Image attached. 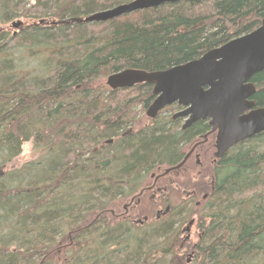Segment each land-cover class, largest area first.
<instances>
[{
  "label": "trees",
  "instance_id": "16d2710c",
  "mask_svg": "<svg viewBox=\"0 0 264 264\" xmlns=\"http://www.w3.org/2000/svg\"><path fill=\"white\" fill-rule=\"evenodd\" d=\"M128 1L0 0V24L29 20L12 33L0 28V264H182L185 252L190 264H264V131L218 159L205 199L133 224L110 211L149 173L179 164L209 126L182 129L166 113L179 110L171 104L137 128L152 85L102 82L121 69L199 58L257 28L264 0H178L82 20ZM252 82L251 98L264 106V70ZM28 141L36 157L8 167ZM161 182L167 201L173 187ZM194 212L202 233L181 243Z\"/></svg>",
  "mask_w": 264,
  "mask_h": 264
},
{
  "label": "water",
  "instance_id": "95a60500",
  "mask_svg": "<svg viewBox=\"0 0 264 264\" xmlns=\"http://www.w3.org/2000/svg\"><path fill=\"white\" fill-rule=\"evenodd\" d=\"M175 1L178 0H130L94 12L82 20L105 21ZM11 26L19 29L23 21L13 20ZM261 70H264V17L254 30L212 48L197 59L164 70L121 69L109 74L105 84L111 89L130 88L143 82L151 84L155 97L145 110L149 118H156L159 111L175 103L183 107L173 115L184 119L181 128L207 120L211 132L215 133L216 160L239 142L264 131V106L254 107L255 101L250 99L256 92L252 76ZM188 155L163 173L179 168ZM189 221L184 228L187 232L194 222L193 219Z\"/></svg>",
  "mask_w": 264,
  "mask_h": 264
},
{
  "label": "rangeland",
  "instance_id": "374dc122",
  "mask_svg": "<svg viewBox=\"0 0 264 264\" xmlns=\"http://www.w3.org/2000/svg\"><path fill=\"white\" fill-rule=\"evenodd\" d=\"M13 20H17V19H13ZM23 20H24V25L25 23L29 22V20L27 19H22V21ZM11 23L12 22L8 24H0V28L12 33L13 31H16L17 29L11 26ZM105 79L106 78L102 79L103 84H105ZM177 111L178 110L176 109H171V110H167L166 113L172 115L173 113ZM138 118H139V121L136 124L137 128L142 127L145 124L149 123V120L151 119L145 115V111L142 115L138 116ZM187 146L188 145L184 146L185 150L187 149ZM21 147H22L21 153H19L17 157H15L14 160L9 163L8 167L18 168V166H20L21 164L28 162L29 160H32L36 157L37 153L34 150L31 141L23 143ZM211 150L212 151H210L208 155H205L201 158V162H203L201 165H198L196 162H194V159H192L191 160L192 164L189 167V171H186V169L183 168L182 170L179 171L178 175H175V173L169 174V178H173V181H175L172 185L173 191L168 196L169 200L167 201L163 200L164 198H167V197H164L166 196L165 194L163 195V197H161L160 200L158 199V197H156L155 198L156 201H152L150 199L149 192L146 193L144 196H141V198L139 199L140 202L134 205L133 207H130L129 209L130 215L132 219L134 220V222L138 220L142 221L144 216H147V220L145 221L146 223L153 220L157 214V210H163V209L165 210V206L167 204H170V205L177 204L181 200H185L189 198L187 196L188 192L194 193V196L189 198V199L192 198L193 206L195 205V202L202 199L201 196L203 194H206V192L210 190L208 188L210 186L209 185L210 180L213 176L212 169L214 165H212V163L210 162L212 158L213 149ZM149 180L150 179L148 177L147 182H149ZM179 195H182V197H178ZM125 199L127 200H122L121 202H119L118 204L114 206L116 213H121L123 211V206L125 202L128 201L129 198H125ZM197 217L198 215L195 212H194V216L192 215L190 217V220L193 219L194 222L190 226L188 233L184 228L185 226L189 224V220H187V222L181 226V230H182L181 243L186 242L187 244L194 245L196 239L202 233L199 227L200 222L197 221ZM189 254L190 252L182 253V255L180 256L182 258L181 259L182 264H186V259L189 257L188 256Z\"/></svg>",
  "mask_w": 264,
  "mask_h": 264
},
{
  "label": "flooded vegetation",
  "instance_id": "af4514ba",
  "mask_svg": "<svg viewBox=\"0 0 264 264\" xmlns=\"http://www.w3.org/2000/svg\"><path fill=\"white\" fill-rule=\"evenodd\" d=\"M255 85V84H254ZM255 90H256V87H255ZM253 96V95H252ZM251 96V97H252ZM250 97V99H252ZM253 100V99H252ZM254 101V100H253ZM176 105V104H175ZM254 107H260V106H257L256 105V102H255V106ZM183 107L180 106L179 110L182 109ZM178 110V111H179ZM177 111V112H178ZM160 113V112H159ZM176 113V112H175ZM174 114H172V117H173ZM182 118V117H181ZM173 119H178V118H174ZM184 119L182 118V122H181V125L183 123ZM198 121H202V120H198ZM203 121H206L207 124H208V121L207 120H203ZM209 126V125H208ZM183 129V128H182ZM215 133L214 132H211V127L209 126V129L205 130L204 133H199L197 134L196 136H193L191 139V142L188 143V146H187V149L184 150L185 153H184V156L183 158L181 159V161L184 159V157L189 154L186 159L182 162V165L179 167V168H172L170 169V171L168 173H163L165 169L167 168H164L162 170H159L157 173L155 172H151L149 173V177H150V180L149 182L145 183V185L143 187H141V189H139L136 194L132 195L131 197H129L128 201L125 202L124 206H123V211L121 213H116V212H113L112 210L110 211V213L114 214L115 216L119 217V219L123 218H128L129 221L133 224H143V222H145L147 220V216H144L143 219H142V222H138V221H135L132 219L131 215H130V212H129V209L130 207H133L134 205L138 204L140 202V198L141 196H144L146 193L149 192L150 194V199L152 201H156V197H158V193L159 192H164L166 191V187H162L161 185V181L164 179L165 181H167V185L169 184L170 186L173 185V183L175 181H173V178H169V174L170 173H175V175H178L179 174V171L182 170L183 168L186 169V171H189V167L190 165L192 164L191 163V160L194 159V162H196L198 165H201L203 162H201V158L205 155H208L210 151H212L211 149H213V153H212V158L210 160V162L212 163L213 166V169L212 171L215 169V165L217 164L218 162V159L214 160V153L216 152L215 150ZM232 148V147H231ZM230 150V149H229ZM227 153V152H226ZM220 159V158H219ZM180 161V162H181ZM179 162V164H180ZM178 165V164H177ZM176 166V165H174ZM174 166H170V167H174ZM169 167V168H170ZM212 179V178H211ZM212 182V180H210V183ZM188 197H193L194 196V193L193 192H188L187 194ZM205 194H203L201 197L202 199H205ZM159 199V197H158ZM161 199V198H160ZM159 199V200H160ZM127 200V199H125ZM169 205L170 204H167L165 206V210L162 211V210H157V214L156 216L158 217L160 213H165L166 211H168L169 209ZM193 224V223H192ZM191 224V225H192ZM190 225V226H191ZM189 257L186 259V264H190L191 263V260H192V255L191 253L188 255Z\"/></svg>",
  "mask_w": 264,
  "mask_h": 264
}]
</instances>
